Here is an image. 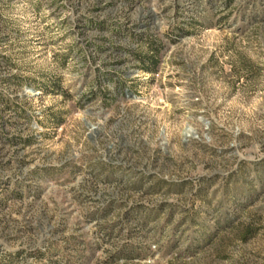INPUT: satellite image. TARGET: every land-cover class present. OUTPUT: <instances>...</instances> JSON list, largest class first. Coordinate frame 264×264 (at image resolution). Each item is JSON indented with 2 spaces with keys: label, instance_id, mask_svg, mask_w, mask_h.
<instances>
[{
  "label": "rangeland",
  "instance_id": "rangeland-1",
  "mask_svg": "<svg viewBox=\"0 0 264 264\" xmlns=\"http://www.w3.org/2000/svg\"><path fill=\"white\" fill-rule=\"evenodd\" d=\"M0 264H264V0H0Z\"/></svg>",
  "mask_w": 264,
  "mask_h": 264
},
{
  "label": "trees",
  "instance_id": "trees-1",
  "mask_svg": "<svg viewBox=\"0 0 264 264\" xmlns=\"http://www.w3.org/2000/svg\"><path fill=\"white\" fill-rule=\"evenodd\" d=\"M141 61H142V66H143V68L145 69V70H149L147 67H146V61H144L143 59H141ZM251 234V233H250Z\"/></svg>",
  "mask_w": 264,
  "mask_h": 264
},
{
  "label": "water",
  "instance_id": "water-1",
  "mask_svg": "<svg viewBox=\"0 0 264 264\" xmlns=\"http://www.w3.org/2000/svg\"><path fill=\"white\" fill-rule=\"evenodd\" d=\"M87 125H89V124H87ZM90 126V125H89Z\"/></svg>",
  "mask_w": 264,
  "mask_h": 264
}]
</instances>
